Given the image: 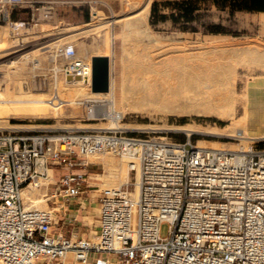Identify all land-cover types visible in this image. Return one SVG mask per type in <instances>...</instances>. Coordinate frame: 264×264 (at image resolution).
<instances>
[{
	"label": "built area",
	"instance_id": "1",
	"mask_svg": "<svg viewBox=\"0 0 264 264\" xmlns=\"http://www.w3.org/2000/svg\"><path fill=\"white\" fill-rule=\"evenodd\" d=\"M26 3L0 0V20L11 22L10 13ZM28 3L31 22L49 19L50 4ZM12 24L16 32L24 23ZM62 70L91 81V62L88 70L70 60ZM103 116L114 125L0 131V264H67L68 256L77 264H264V135L237 129V148L215 149ZM99 154L126 160L138 176L98 187L96 231L66 237L56 229L58 209L62 223H75L78 210L64 203L77 200L82 210L93 187L88 174L73 170ZM26 186H53L59 206H26Z\"/></svg>",
	"mask_w": 264,
	"mask_h": 264
},
{
	"label": "rangeland",
	"instance_id": "2",
	"mask_svg": "<svg viewBox=\"0 0 264 264\" xmlns=\"http://www.w3.org/2000/svg\"><path fill=\"white\" fill-rule=\"evenodd\" d=\"M28 1L31 0H27L23 8L10 13L11 22L0 20V23L7 24L8 29H11L7 37L17 40L28 38L27 41L32 48L27 51L39 50L42 52L43 56L39 55L41 60L36 58L31 59L32 61L29 59L28 62L25 60L24 71L29 73L26 80H29L30 85L38 80L49 83L54 76V67H58L60 73L64 75L62 69L71 60L63 54L68 43H72L76 51L83 47L86 53L91 56L94 54L92 51L102 47L105 37L111 41L107 56L110 59V87L114 91L120 84L126 85V71H129V69L122 70L120 61L131 62L138 56L140 63L145 64L152 56L154 57L153 61H158L161 58L159 55L162 53L173 55L176 51L175 53L180 54L181 49H185V51L188 49L195 53L194 58L198 62L202 60V57H217L223 62L232 57L237 59L235 87L233 86L232 90L230 111L166 114L151 109L129 108L118 119L120 126L133 130L167 132L180 141L189 138L195 144L202 141L204 146L211 148L234 149L237 147L231 136L237 129L243 128L240 119L243 117L245 106V86L252 77L264 75V64L245 60V53L242 51L246 49V51L264 53V12L234 11L233 15H230L228 7L220 8L214 0H201V9L198 10L201 16L196 24L197 30L190 31L181 30L180 24H173L170 20L158 21L154 25L149 23L153 1L162 3L175 0H150L145 20H141L138 14L145 0H75L73 4H67L64 2L65 0H33L36 5L47 3L52 6L49 19L36 23L30 21ZM170 9L169 5H160L159 14H168ZM17 21L24 24L14 32L12 23ZM97 25L102 26L95 29ZM214 26H220L223 31L211 32L208 30V27ZM115 33H119L120 36L113 39L112 35ZM23 42L21 40L17 44ZM38 43L41 44L37 45ZM127 44L128 46H126ZM53 57H55L54 61ZM80 59L83 60L82 57ZM114 91H111L109 96L84 98L77 111H73L69 105H61L47 114L9 112L5 117L0 118V122H6V128L0 129V131L32 128L85 129L114 125L115 121L112 117L101 115V108H95L90 113L88 104L89 99H95L100 104H105L107 98H111ZM32 92L42 101L46 97L50 100L53 99L52 94L47 91L34 92L32 90ZM71 95L70 91L66 90L62 98L70 99ZM231 113L233 114L231 115ZM188 127L195 130L190 135H187L188 131L184 130L189 129ZM105 156L126 166L125 162L116 156L110 154H105ZM95 158H88L89 162L98 163L91 164L89 167L101 175L104 173V164L101 160L92 161ZM98 175L96 180L90 181L93 187H91L89 197L82 200L84 202L82 228L86 233L85 236H92L96 231L98 187H102L103 184L112 186L108 185L106 178H99ZM135 179L136 174L129 173L128 181L133 182ZM132 187L130 184L129 188ZM39 191L43 199H47L45 208L58 205L54 204L55 198L51 197L54 192L53 186L42 187ZM29 205L30 202L27 201L26 206ZM57 213L60 217L61 211L59 210ZM159 230L160 236L165 237L168 223H161Z\"/></svg>",
	"mask_w": 264,
	"mask_h": 264
},
{
	"label": "bare ground",
	"instance_id": "3",
	"mask_svg": "<svg viewBox=\"0 0 264 264\" xmlns=\"http://www.w3.org/2000/svg\"><path fill=\"white\" fill-rule=\"evenodd\" d=\"M149 1L150 0H145L138 13L141 20L146 19L150 3ZM128 3L130 5V2ZM101 26L102 25H97L95 29H98ZM10 30L8 29L7 24L0 23L1 119L9 112L47 114L61 105H69L73 111H77L82 105V100H84V98L109 96L111 91H114L109 87V91L106 93L91 92L89 85L91 81L89 79L67 80L65 75L60 73L58 67L53 68L54 76L49 83L39 80L34 82L33 80V85H30L28 83L29 80H26L29 73L24 71V65L26 64L25 60H27V62L29 59L31 60L33 58L41 60L39 55L42 52L39 50L27 51L31 49L32 46L28 43V38L26 37L21 39L24 42L19 43L18 45L17 42H20L21 40L7 37ZM119 36V33L112 35L113 39H116ZM110 42L111 41L108 40V37H105L102 47L100 46L92 51V53L95 55H107L109 47L111 46ZM16 46H19L20 48L16 49ZM126 46H128V44ZM25 51L27 52L24 53ZM180 51H182L180 54L175 53L176 51H174L173 55L162 53L159 55L161 58L158 59V61H153L154 57L152 56L145 64L140 63L139 56L131 62L120 61L122 70L129 69V71H126V85L124 83L120 84V86L112 93V97H109L110 99L107 98L108 100L105 104H100L95 99H89L90 101L88 104L90 113L95 108H101L102 115H113L115 119L118 120L123 114H125L126 109L129 108L151 109L166 114H200L208 113L210 111H230L232 90L235 84V66L237 59L232 57L223 62L217 57H202V60L198 62L194 58L195 53L188 51V49L187 51H185V49H181ZM242 52L245 53V60L256 62L261 65L264 64V53L260 54L255 51H246V49H243ZM63 54H65L68 59L80 60L84 63V67H88L89 70L91 58L83 47H80L78 51H76L72 43H68ZM81 57L83 60L80 59ZM54 59L55 57H53V61ZM123 75H125V73H123ZM32 90L34 92L47 91V93L52 94L53 99L50 100L46 97L43 98L45 100L42 101L40 97H36L32 94ZM66 90L70 91L72 94L70 99L62 98V95ZM232 114L233 113H231V115ZM244 119V117L240 119V122L243 124V128L241 129L248 136H251L244 128ZM0 125V129L6 128V122H0ZM184 130L188 131L187 135H190V133L195 131L191 127ZM241 143L243 145L245 144V142ZM197 145L204 146V143L198 141ZM214 148L224 149L222 147ZM92 157H96L93 160H99L102 158L106 169L105 177L107 178L108 185H112L107 187H117L128 181L129 171L128 168L126 169V160H123L126 164L125 166L124 164L105 156V154H99ZM137 174L138 173H136V178L138 176ZM49 176L50 172L48 174V177ZM39 189L40 188L26 186L22 188L21 195L23 200H26V204L27 201L30 202L29 206L45 208V200L47 199H43V196L40 195ZM136 191L137 188H135L133 193L134 197L136 196Z\"/></svg>",
	"mask_w": 264,
	"mask_h": 264
},
{
	"label": "crops",
	"instance_id": "4",
	"mask_svg": "<svg viewBox=\"0 0 264 264\" xmlns=\"http://www.w3.org/2000/svg\"><path fill=\"white\" fill-rule=\"evenodd\" d=\"M67 4H73L75 3V0H65L64 1ZM42 43V42H41ZM38 43L37 45L41 44ZM95 55V54H93ZM92 56V55H91ZM90 56V58H91ZM245 106H244V111H243V117L244 119V128L246 132L249 135L253 136H260L264 135V75H257L252 77L250 80H248L246 86H245ZM248 104V105H247ZM246 110V112H245ZM99 160H102L100 158ZM97 161V160H93ZM95 165L98 163H93V162H88V165L85 168H75L73 171L75 172H83L89 175L90 181L96 180V176L98 173L91 169L89 166L90 165ZM104 164V162H103ZM103 167V166H102ZM55 175H59V171H55ZM106 169L104 165V173L103 175H98L100 176L99 178H106ZM129 176V172H128ZM107 179V178H106ZM121 185V184H120ZM60 200H56V203L59 206ZM83 206V205H82ZM64 207L69 210H78V218L75 223H62L61 218L58 217L59 223L58 226H56L57 230H60L66 237L73 236V237H81L85 236L86 233L84 231L83 227V210H80L77 206V201L76 200H69L68 202L64 203ZM60 209H58L59 211ZM64 264V260L62 262ZM66 263L67 264H77L73 262L71 256H68L66 258ZM91 264H94V259L91 260Z\"/></svg>",
	"mask_w": 264,
	"mask_h": 264
},
{
	"label": "trees",
	"instance_id": "5",
	"mask_svg": "<svg viewBox=\"0 0 264 264\" xmlns=\"http://www.w3.org/2000/svg\"><path fill=\"white\" fill-rule=\"evenodd\" d=\"M220 8L228 7L229 14L234 11H258L264 12V0H214ZM201 0H175L158 2L153 1L150 8L149 23L156 24L158 21L170 20L173 24H180L181 30L196 31V24L199 22L201 14ZM160 5L171 7L168 14H159ZM211 32H222L220 26L208 27Z\"/></svg>",
	"mask_w": 264,
	"mask_h": 264
},
{
	"label": "water",
	"instance_id": "6",
	"mask_svg": "<svg viewBox=\"0 0 264 264\" xmlns=\"http://www.w3.org/2000/svg\"><path fill=\"white\" fill-rule=\"evenodd\" d=\"M91 62L90 90L94 93H106L110 87V59L107 55H93ZM71 80V76H66ZM78 79V77H75Z\"/></svg>",
	"mask_w": 264,
	"mask_h": 264
}]
</instances>
